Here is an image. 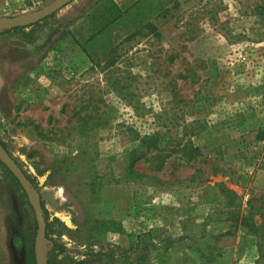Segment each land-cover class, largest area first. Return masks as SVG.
<instances>
[{
  "label": "rangeland",
  "instance_id": "1",
  "mask_svg": "<svg viewBox=\"0 0 264 264\" xmlns=\"http://www.w3.org/2000/svg\"><path fill=\"white\" fill-rule=\"evenodd\" d=\"M82 2L0 34V137L41 195L47 258L264 264V0H140L88 34L67 18ZM34 214L0 166V264H28Z\"/></svg>",
  "mask_w": 264,
  "mask_h": 264
},
{
  "label": "water",
  "instance_id": "2",
  "mask_svg": "<svg viewBox=\"0 0 264 264\" xmlns=\"http://www.w3.org/2000/svg\"><path fill=\"white\" fill-rule=\"evenodd\" d=\"M72 0H53L44 7L25 15L20 16H0V31L6 28L32 25L70 3ZM0 160L13 172L19 179L21 185L28 195L38 223V231L35 239V255L37 264H49L46 255V233L47 220L44 214L42 199L39 191L31 182L26 172L10 154V152L0 142Z\"/></svg>",
  "mask_w": 264,
  "mask_h": 264
},
{
  "label": "trees",
  "instance_id": "3",
  "mask_svg": "<svg viewBox=\"0 0 264 264\" xmlns=\"http://www.w3.org/2000/svg\"><path fill=\"white\" fill-rule=\"evenodd\" d=\"M54 14L55 13H53L51 15H54ZM120 16L121 15H113L112 18H109V20H110V22L114 21L117 18H119ZM107 26H108V23L106 22V23L102 24L101 26H99V28H97L96 31L102 32L103 30L106 29ZM26 27H29V26H19V27H14V28H6V29L1 30L0 34L6 33V32L11 31V30L25 29ZM32 29H33V27H31V29L26 32V34L29 35L28 40H30L34 37ZM92 35H90V37L88 39H91L93 37ZM0 142L9 151L7 144L2 140L1 137H0ZM148 148H150V145L148 146ZM135 161H136V158L133 159V163ZM0 166H1L2 171L4 173H6L7 177L11 180V183L13 184L16 191L23 197L25 204H27V206L31 210H33V212H34L33 206L31 204L30 200L28 199V195H27L26 191L24 190L23 186L21 185L19 179L13 174V172L1 160H0ZM27 176L29 177V179L32 182L31 177L28 174H27ZM42 205H43V201H42ZM43 208H44V214L46 217L47 215H46L45 207H43ZM28 224L29 225L24 230V235L26 236V256H25V258H26V261L28 264H37L36 255H35V239H36V235H37V231H38V223H37V219H36L35 214H34L33 219L31 221H29ZM248 225L251 229H253L254 234L259 235L260 237L264 238V224L263 223H261L260 225H257L251 220L248 223ZM46 236H47V234H46ZM262 246H263V244L261 245V247ZM262 252H264V247L262 249ZM48 263L49 264H55V262L52 259H48Z\"/></svg>",
  "mask_w": 264,
  "mask_h": 264
},
{
  "label": "crops",
  "instance_id": "4",
  "mask_svg": "<svg viewBox=\"0 0 264 264\" xmlns=\"http://www.w3.org/2000/svg\"><path fill=\"white\" fill-rule=\"evenodd\" d=\"M78 1V0H76ZM82 4H84V0H82ZM89 3H86L85 6L82 8L74 7V10H72L68 14V17H78L81 15V19L76 22V27L79 30L83 29L84 34H88V32L93 31V26L101 25L107 18H112L113 15H121L127 16L129 15V10L131 9H138L140 8V0H89ZM86 9V10H85ZM85 10V11H84ZM119 17V18H120ZM69 19V18H68ZM96 19V22L95 20ZM94 21V22H93ZM98 22V23H97ZM81 24L80 26H77V24ZM96 23V24H95ZM85 26V28H83Z\"/></svg>",
  "mask_w": 264,
  "mask_h": 264
}]
</instances>
